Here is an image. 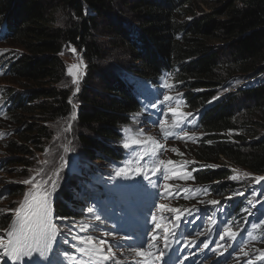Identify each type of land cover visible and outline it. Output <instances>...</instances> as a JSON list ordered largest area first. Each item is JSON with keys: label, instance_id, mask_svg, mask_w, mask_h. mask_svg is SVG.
Returning a JSON list of instances; mask_svg holds the SVG:
<instances>
[{"label": "trees", "instance_id": "16d2710c", "mask_svg": "<svg viewBox=\"0 0 264 264\" xmlns=\"http://www.w3.org/2000/svg\"><path fill=\"white\" fill-rule=\"evenodd\" d=\"M202 1L207 0H0V40L23 51L6 59L0 75L4 73L12 84L25 81L48 86H26L25 92L1 86L0 114L10 116L11 121L19 112L50 113V119L66 114L69 96L58 86L65 74L59 57L61 45L67 41L83 47L89 66L95 68L103 52L94 35L105 28L113 35L110 38L116 47L121 46L139 65L130 72L124 69L118 85L112 87L106 81L111 93L103 101L83 98L85 108L78 118L83 125L95 128L96 136L85 140L89 157L94 156L93 149L100 153L97 160L111 158L123 163L130 159L134 154L125 145L135 135L129 126L143 106L137 92L139 80L156 93L167 92L162 87L166 85L181 94L185 111L198 115L192 125L200 136L186 148L185 156L191 163L182 166L188 187L180 189L178 197L183 196L189 206H197L231 191L238 197L222 205V216L239 225L253 200L264 196V189L248 193L252 179L264 177V0H217L221 6L212 9L213 13L197 15L201 9L196 3ZM52 2L74 16L68 27L57 26L55 13L50 10ZM116 9L121 12L116 13ZM121 13L128 14L131 23ZM30 127L25 124L21 133L33 132ZM36 135L38 139L29 135L28 142L48 138V129L40 126ZM106 140L117 145L108 147ZM7 146L18 154L29 153L27 147ZM223 159L229 167L222 165ZM233 166L254 176L251 182H231ZM18 192L21 188L14 194ZM241 192L244 195L237 194ZM69 200L65 196L55 205L57 218H71ZM73 205L98 209L94 203L78 201ZM262 205L264 197L258 204V228L248 230L254 247L245 250L258 256L256 264H264V257L259 258L264 248ZM179 208H185L184 204L179 203ZM9 222L10 217L1 216L0 231ZM253 224L254 220L250 228ZM81 226L72 234H82Z\"/></svg>", "mask_w": 264, "mask_h": 264}, {"label": "rangeland", "instance_id": "374dc122", "mask_svg": "<svg viewBox=\"0 0 264 264\" xmlns=\"http://www.w3.org/2000/svg\"><path fill=\"white\" fill-rule=\"evenodd\" d=\"M217 2L219 1L207 0L197 2L196 5L201 9H197V15H200L201 12L213 13L212 9L221 6ZM50 6L52 7L50 10H53V13H55L57 26L61 28L68 27V22L73 16L71 12L62 8L58 9V6L54 2ZM116 11L121 12V10L117 9ZM126 15L128 14L123 13L122 17L131 23V19ZM100 27H103L101 23ZM110 35L105 28H101L95 32V40L100 44L103 52L102 60L100 59L96 62L95 68L89 66L83 47L76 46L67 41L62 43L59 57L64 63L65 74L63 81L58 86L60 89L65 90L68 93L69 99L71 98L72 100V103H69V99L66 102L68 105L66 114L57 115L50 119V113L30 114L19 112L15 121H11L10 116L6 117V115L0 114V217H10L8 227L0 231V238H3L4 243H7L8 238L6 233L9 230V226L16 219V210L20 208L27 197L28 203L24 206V215L33 216L39 211L36 207L37 203L46 208V218L49 225L48 231L49 233H55L49 243V249H53V252L57 250L66 251L67 255L71 257V261H74L78 256L92 258L95 256L103 259L107 257L105 260L111 262V264H133V257L136 253L134 251L128 252V250H122L116 244L117 237L111 235L110 228L102 221V217L96 221L95 215H92L93 212H88L85 207L86 205L75 207L73 203H77L78 201L87 203V198L77 195V193L81 192L80 185L86 181L94 182L93 184L97 190L101 191H105L107 184L113 187L120 186L115 188V190L125 189L134 184L136 187L144 190H140V193L144 195L148 203H158V206H149L142 208L140 211L154 215L155 217L164 218L169 223L174 221L172 215L177 216V213L184 209L189 211L187 214L188 219L194 220L198 217V222L186 223L185 227L182 228L181 237L184 238L177 246L183 247L187 243L189 247L184 249L185 253H189L190 256L197 253L200 254L196 258L199 261L210 257L209 262L216 264H256L258 256L245 253V250L250 251L254 247V238L249 234L248 230L253 231L258 228L259 218H256V216L259 210L257 209L259 208L258 204L264 196L256 197L253 200L250 212L255 213L251 216L255 219L254 224L251 228L249 226L248 230L247 227H243L244 223L237 225L231 220L218 219L220 210L225 209L222 205L238 197L231 191H228L227 195L221 198L212 197L206 199L207 202L199 206H189V202L185 201L183 196L178 197L179 190L188 187V176L182 167L190 162V158L185 156L186 148L195 143L200 136L198 128H194L192 125L196 123L198 115L185 111L184 105L180 100L181 94L174 93L166 85L162 87H166L167 92L164 90L156 93L147 86H143L146 85L143 80H139L137 92L143 100V110L141 109L134 115V121L129 127L134 131L135 137L130 138L129 140L131 141H127L129 151L134 155L123 163L111 158L97 160L96 158L100 153L98 150L92 149L94 156L92 158L89 157L84 143L86 139H94L96 136L94 133L95 128L92 129L87 125H83L78 118L79 112L85 108L83 98L89 97L103 101L111 93L110 89L105 86L107 85L106 81H109L112 87L113 85H118L122 78H124V69L130 72L131 68L139 65L138 62H133V59L128 57L126 50L122 49L121 46L116 47V44L110 38L113 35ZM2 40H0V72L6 68L7 63L5 61L9 56L13 55L17 57L23 52L18 47L5 45ZM69 68H73L72 75L68 73ZM74 77L76 83H73ZM114 78L115 80H112ZM1 86L10 87L17 92H25L24 88H28L26 86L33 89L48 87L25 81L12 84L4 73L0 75ZM165 95L169 96L170 100L165 101L163 99ZM153 104H158L159 108L166 114L164 118H161V113L158 109L154 110L150 106ZM169 109H178L187 120H191V123L182 132L180 129L173 127V120L177 118H172ZM188 114H192L191 116L194 115L197 118L193 119ZM25 124L30 125V129L33 128L34 131L21 133L20 128L24 127ZM40 126L48 129L49 137L46 139L41 138L34 143L28 142L27 137L29 135L38 139L36 133L37 128ZM176 132L180 134L174 135ZM144 142L151 143V145L143 149L142 145L145 144ZM8 143H14L15 146L27 147L29 153L18 154L13 149H9ZM106 143L108 147L117 145L113 140H106ZM38 148L40 149L39 151H37ZM65 160L71 163L66 165ZM169 161L172 163L169 164ZM143 165H150L151 167H142ZM222 165L230 166L224 159ZM117 166L126 170L119 177L115 175ZM138 167H141L140 172H137ZM231 168L234 170L233 176L236 177L235 180L231 179V182L238 180L239 182L246 180L249 182L254 177L241 168L234 166ZM166 176L168 177L167 179L165 178ZM141 177L143 179H140ZM256 178L252 179L253 183H249L248 193L252 195L259 189H264V181L257 183ZM32 179H35V185L33 183H24V181ZM165 185H168L167 190L164 187ZM19 188H21V192L14 194ZM146 191L155 194L156 199L152 200L145 193ZM65 196L70 199L67 205L71 208L72 215L70 219L62 220L54 215V207ZM45 197H47L46 204H44ZM211 200H216L220 203L211 205L209 203ZM179 203H183L185 208H179ZM13 205L15 206L13 207ZM160 206H163V210H161ZM169 209H177L178 211L172 212L168 211ZM196 209L200 211L196 212ZM214 210L217 211V214L211 218ZM77 212L79 213L77 214L78 216H76ZM129 212L131 215L134 213L132 210H129ZM103 217L106 218V222L117 224L116 221H109L111 217H107V214L103 213ZM80 225L88 226V230L83 231L82 234H72L80 229ZM113 225L112 228L117 230L115 224ZM224 226H229L230 230L236 231L240 236L247 233L249 239H242L243 243L241 244L237 238L238 242L229 247L228 245L232 244V242L226 238L227 243L220 242L223 246L218 247L215 242L218 241L219 237L212 229L216 228L217 231H222ZM79 235L81 237L92 236L94 238L92 244L85 243L86 246H80V242L76 239V237H80ZM66 239L68 242H65ZM100 240H104L105 243L101 245L99 243ZM205 241L208 242L207 248L203 247V242ZM110 245H116V247H112L111 251H109ZM73 246H76V249ZM81 249L84 250L81 251ZM93 249H98L99 251H93ZM212 249H215V251ZM261 251L262 254L259 258L262 259L264 257V248ZM50 253V251L46 250L45 256H48ZM41 258L37 245L33 244L32 255L30 257H21L15 260V262H23L26 259L28 264H40ZM3 259L4 255L2 250H0V264H4ZM54 260L59 261L60 256H56ZM54 260L52 262L57 264ZM41 263L46 264L43 258L41 259Z\"/></svg>", "mask_w": 264, "mask_h": 264}, {"label": "snow or ice", "instance_id": "6c2138e0", "mask_svg": "<svg viewBox=\"0 0 264 264\" xmlns=\"http://www.w3.org/2000/svg\"><path fill=\"white\" fill-rule=\"evenodd\" d=\"M73 51H75V49H73ZM68 73L69 75L73 74V68H69L68 69ZM73 83H76V79L75 77L73 78ZM73 95H75V93H73ZM163 99L165 101L170 100L169 96H164ZM69 103H72L71 98L69 99ZM151 107L154 110H157L161 113V118L165 117V113H163V111L159 108L158 104H153L151 105ZM169 111H171V115L174 118L173 120V127L174 128H178L180 129V131L182 132L183 129L185 127H187L188 124L191 123V120H187V118L184 116L183 113H180L177 110H172L169 109ZM188 115H192V114H188ZM197 117L193 116V119H196ZM155 123V122H154ZM173 134V133H170ZM179 132L174 133V135H179ZM125 147H128V145L126 144ZM142 159V157H141ZM71 162L68 160H65V164L69 165ZM169 164H171L172 162L169 161ZM142 167H151L150 165H143ZM126 170L123 168H120L119 166H117V171L115 173V175L117 177L121 176V174L123 172H125ZM141 171V167L137 168V172ZM166 179L168 178L167 176L165 177ZM194 179V177H193ZM230 179L235 180L236 177L232 176L230 177ZM257 183L264 181V177H257L256 178ZM24 183H33L35 185V179L32 180H26L24 181ZM53 186H54V182H53ZM165 189L167 190L168 185L164 186ZM82 191L77 193L78 196L82 197V198H87V196H97L98 195V190L95 187V185L91 182H83L82 183ZM210 191V190H208ZM117 196H127V195H133V193H127V192H123L121 190H119L117 193ZM238 195H244V193H237ZM264 195V194H262ZM229 199H231V197H229ZM46 200L47 197L44 198V204H46ZM27 197L25 198V201L21 204L20 208L16 210V219H14L11 223V225L9 226V230L6 233V236L8 238L7 243H4L3 238H0V250H2L3 255L8 257L10 260L15 261L21 257L24 256H31L33 253V244L37 245V250L40 252V256L43 257L45 260H48L49 257L45 256V251L48 250L50 252H53V249H49V243L50 240L52 239V237L55 235V233H49L48 228V221H47V211L46 208L43 207L40 203H37L36 207L39 209V211H37L33 216H29V215H24L23 213V209L25 204H27ZM209 203L211 205H217L220 202L216 201V200H211L209 201ZM264 206V205H262ZM161 210H163V206H160ZM168 211H172V212H176L178 211L177 209H169ZM196 212H199V209L195 210ZM89 213L93 212L92 208L88 209ZM190 214V213H189ZM255 213H250V215H254ZM61 219H67V218H61ZM96 219L99 220L100 217L96 216ZM177 223L173 226V231L171 233V236H169L168 230L165 229V236H164V241H163V248L157 247L156 248V252L154 255H156L159 259V264H161V261L163 259L164 256V252L170 250L173 247H176V245H179L181 243V239L178 237V231L179 228L182 225H185L186 223H192L193 220L192 219H188V217H184L183 219H181L179 216L175 217ZM194 219V218H193ZM151 220L154 222L156 220V217L154 215L151 216ZM156 229L160 228V224H156L155 225ZM219 227V226H218ZM81 230L83 231H87L88 230V226H81ZM151 231H153L151 229ZM213 232H216V234L218 235L219 239L218 241H216V245L218 247H222L223 245L220 242H225L226 238L227 240H230L232 242V244L228 245L229 247L235 245L238 241H237V236L238 233L236 231H232L230 230L229 226H224L222 231H217L216 228L212 229ZM62 234V233H61ZM157 235L153 234L151 236V240L155 241L157 240ZM76 239L80 242V243H86L91 245L93 242V237L92 236H86V237H76ZM65 242H68L67 239ZM99 243L101 245H103L105 243L104 240H100ZM239 243H243V241H239ZM112 247H116V245H110L109 246V251H111ZM189 247V245L187 243H185L183 245V247H177L178 251L182 254V259L178 261V264H182V260L187 259L189 253H185L184 249ZM203 247L207 248L208 247V242H203ZM84 249H81V251H83ZM213 251H215V249H212ZM93 251H99L98 249H93ZM138 255H144L143 251H137ZM105 259H107V257H104Z\"/></svg>", "mask_w": 264, "mask_h": 264}, {"label": "bare ground", "instance_id": "6f19581e", "mask_svg": "<svg viewBox=\"0 0 264 264\" xmlns=\"http://www.w3.org/2000/svg\"><path fill=\"white\" fill-rule=\"evenodd\" d=\"M156 85V84H155ZM154 85V86H155ZM158 86V85H157ZM150 88V87H149ZM159 89V88H158ZM138 94V93H137ZM156 94V93H155ZM157 95V94H156ZM158 96V95H157ZM144 104V103H143ZM174 104V103H173ZM151 106V105H150ZM142 109V108H141ZM143 110V109H142ZM180 111H181V109H180ZM148 114V113H147ZM171 116V115H170ZM173 118V117H172ZM156 127V126H155ZM134 138V137H133ZM129 139V138H128ZM180 140V139H179ZM129 141H131V140H129ZM179 142V141H178ZM145 143V142H144ZM151 144V143H150ZM193 144V143H192ZM145 145H146V143H145ZM154 145H156V144H154ZM149 147V146H148ZM144 149V148H143ZM125 152V151H124ZM134 153V152H133ZM148 154V153H147ZM152 154V153H151ZM159 154V153H158ZM116 158V157H115ZM136 159H137V156H136ZM134 161V160H133ZM190 163V162H189ZM127 164V163H126ZM184 164V163H183ZM134 165V164H133ZM174 166V165H173ZM189 166V165H188ZM187 166V167H188ZM131 167V166H130ZM186 167V168H187ZM179 173V172H178ZM137 177H138V175H137ZM110 179V178H109ZM132 179V178H131ZM140 179H143L142 177L140 178ZM179 179H181V178H179ZM99 180V179H98ZM120 180V179H119ZM134 180H135V178H134ZM136 181V180H135ZM137 181H139V180H137ZM116 182V181H115ZM124 182V181H123ZM141 182V181H140ZM145 182V181H144ZM94 183V182H93ZM179 183V182H178ZM131 184V183H130ZM130 184H128L129 186H130ZM138 185V184H137ZM118 186V185H117ZM120 187V186H119ZM81 188H82V184L80 185V190H81ZM126 189V188H125ZM115 189H112V191H114ZM114 192H116L117 193V191L115 190ZM196 192V191H195ZM102 194L103 195H106V192H102ZM145 194V193H144ZM114 196V195H113ZM144 196V195H143ZM123 197V196H122ZM89 200V198H87V201ZM205 202H207V201H205ZM105 209H107V211H109V212H114V208H112V207H110V206H105ZM24 213V212H23ZM116 215H118L117 213H115ZM74 216V215H73ZM173 216V215H172ZM157 223L154 221H152L151 223H146V222H143V224H141L140 225V231H139V233H137V235L134 237V238H132L131 240H130V247H129V249H128V252H131V251H134L137 247H141L142 249H146L147 250V253L146 254H144V255H141V258L142 259H147V258H149L152 254H153V252L155 251V245H154V243H156L159 247H160V244H158V240H155L154 241V243H148V242H146L145 240H144V237L145 236H150V235H152L153 234V232L156 230V227H155V225H156ZM151 229L153 230V231H151ZM167 229V228H166ZM160 230V232H165V229H159ZM168 230V229H167ZM170 231V230H169ZM112 236L114 235V236H116V237H119L118 236V232L117 231H114V232H112V234H111ZM186 241V240H185ZM205 255V254H204ZM164 256H170V252H169V250L168 251H165L164 252ZM170 258V257H169ZM174 260L173 261H175V258H173ZM64 262H65V264H67V258H63L62 259ZM230 260V259H229ZM9 261H10V259L8 258V257H6V256H4V259H3V263H5V264H7V263H9ZM204 262H201L202 264L203 263H206V261H207V258H204V260H203ZM193 264H200L199 262H194Z\"/></svg>", "mask_w": 264, "mask_h": 264}]
</instances>
